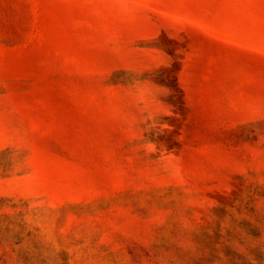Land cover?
<instances>
[{
	"label": "rangeland",
	"instance_id": "rangeland-1",
	"mask_svg": "<svg viewBox=\"0 0 264 264\" xmlns=\"http://www.w3.org/2000/svg\"><path fill=\"white\" fill-rule=\"evenodd\" d=\"M0 264H264V0H0Z\"/></svg>",
	"mask_w": 264,
	"mask_h": 264
}]
</instances>
